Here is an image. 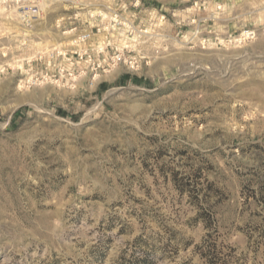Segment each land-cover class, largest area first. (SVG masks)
Here are the masks:
<instances>
[{
  "label": "rangeland",
  "instance_id": "rangeland-1",
  "mask_svg": "<svg viewBox=\"0 0 264 264\" xmlns=\"http://www.w3.org/2000/svg\"><path fill=\"white\" fill-rule=\"evenodd\" d=\"M41 1L0 5V264H264V0H140V67L73 82L35 57L135 0Z\"/></svg>",
  "mask_w": 264,
  "mask_h": 264
},
{
  "label": "built area",
  "instance_id": "built-area-1",
  "mask_svg": "<svg viewBox=\"0 0 264 264\" xmlns=\"http://www.w3.org/2000/svg\"><path fill=\"white\" fill-rule=\"evenodd\" d=\"M72 2L75 7L88 6L79 0ZM0 5L12 8L27 25L32 24L44 9V2L41 0H0ZM139 5L140 0H135V12L132 16L121 12L119 4L98 5V9L88 11V26L76 32L68 45H56L40 52L35 58L40 62H47L54 70V76H68L71 82L77 76L96 78L121 65L138 69L140 59L132 51L135 47L148 43L152 34L150 27L155 23L163 24L165 19L164 15L157 19L153 10L146 9L147 22L141 24ZM57 26L61 27V24L58 23ZM64 33L70 31L65 29ZM246 34L250 32L247 31Z\"/></svg>",
  "mask_w": 264,
  "mask_h": 264
}]
</instances>
